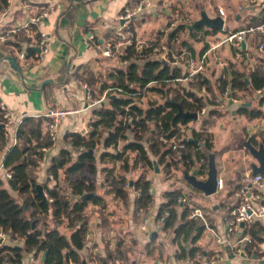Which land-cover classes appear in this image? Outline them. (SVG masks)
I'll use <instances>...</instances> for the list:
<instances>
[{"label": "crops", "instance_id": "obj_1", "mask_svg": "<svg viewBox=\"0 0 264 264\" xmlns=\"http://www.w3.org/2000/svg\"><path fill=\"white\" fill-rule=\"evenodd\" d=\"M49 1L0 0V34L9 33L25 24L34 15L35 6L42 7ZM52 2L55 8L47 19L37 26L12 32L8 34V39L0 41V102L13 116L12 124L5 125L0 112V122L5 127L7 141L0 155V164L4 163V169L0 171L4 190L0 191V212L15 224L22 235L8 244L23 249L24 237L31 228L29 222L19 220L20 213L14 211L16 205L24 207V196L31 193L30 188L20 192L13 190L5 175L6 171H10L17 175L19 181H28L26 169L18 166L22 158L21 144L16 137L18 125L26 117L44 116L45 112L54 107L76 110L62 119L56 142L42 153L38 181L43 187L48 180L47 166L60 149L69 150L74 159L78 155L64 140L65 134L85 133L93 117L92 111L108 104V97L116 95L110 92L113 89L101 87L103 83H112L117 70L127 68L129 61L122 59V53L126 46L132 44L136 49L152 44L170 47L173 54L178 56L179 63L175 66L181 67L183 73L188 74L190 66L187 61L193 59L194 64L198 66L204 56V64L196 74H201L205 84L197 92L204 101L213 102L220 99L222 106L207 107L203 115H198L196 120L193 119L181 127L185 129L184 137L192 136L191 130L198 132L205 130L211 134L209 153L214 155L217 179L223 180V187L216 189L215 193L209 196L198 190L199 192L193 195L196 196L194 202L189 200L187 205L189 208L190 206L200 208L209 226L224 239L230 212L242 200L237 197V193L243 188H247L249 192L259 191L248 181V178L254 175L251 166L257 164V160L252 157L245 143L250 140L254 147L258 148L259 145L264 147V106L260 107L256 101L264 94V90L261 93L255 91L254 95L249 93L250 91L236 92L239 97H235L241 99L244 106L248 103L245 107L261 109L262 115L251 119L237 112L241 102L236 103L223 97L221 84L230 80L231 72L234 70L248 73L257 66L264 70V52L257 49L258 34H247L243 40L244 44H240L239 48L223 40L231 33L247 29L252 25V21L261 22L264 19V0H259L256 5L249 4L247 0H52ZM139 2L142 4L141 10L131 19L129 28L119 32L122 24L119 15L126 8L134 9ZM146 2H149V5H146ZM219 9L225 13L224 16L220 15L224 19V30L208 34L203 41L191 39V33L186 25L198 19L201 11H205L208 17H214L219 15ZM172 23L174 26H171ZM180 25L185 26V29L178 30ZM197 29H200L201 33L208 30L205 27ZM197 29L192 32H196ZM41 32L48 35V53L41 59H35L33 54L20 59L19 54L26 52V45L20 43L18 47L19 42H25L27 38L30 44L36 45ZM173 33H176L175 37L171 36ZM184 40L192 44L195 53L191 54L186 46L181 45ZM108 43L112 44L113 48L112 54L106 56L103 50ZM196 74L188 75V78L180 83L187 86V82L197 78ZM246 78V82H249ZM84 85L91 88L92 95L89 99L86 97ZM146 94L148 92L137 100L140 105L148 96ZM100 99L102 101L99 103H93L94 100ZM211 108L217 110L218 114H207ZM46 119L49 122V119ZM204 121H207L205 125ZM48 122L43 126L44 134L47 133ZM201 143L200 146H203L202 141ZM102 150L100 146L94 152L96 171L92 178L97 186L96 193L102 196L104 201L102 205L90 202L84 211L88 232L84 247L78 250L83 260L82 264L100 263L90 254L92 245L103 254L104 248L108 251L114 249L118 242L125 255V258L119 261H126V264H192L191 260L198 252L202 254V258L195 264H264L262 252L256 248L259 244L256 240H253L256 247L251 245L250 248L259 254L248 252V256H243L232 247L233 238L229 244L226 242L216 244L199 218H193L198 224L197 229L203 225L197 241L195 243L183 241L186 248L191 246L197 248L195 255L192 258L176 257L179 245L173 242L174 228L165 230L163 223L156 221L157 209L164 200L165 192L174 190L171 187L172 179L164 172L163 165L158 164L156 158L152 156V160L157 163V169L149 170L147 178L151 181L153 203L146 211L140 210L138 220L133 214L135 197L133 189H128L125 199L106 190L103 165L99 161ZM175 168H180L176 173L179 181L175 190L190 192L192 187L184 179V170L180 166ZM173 170L174 168L172 172ZM162 172L170 179L168 185L157 178ZM139 173L140 170L136 169L131 171L129 176L136 178ZM206 178L207 174L206 177L200 176L198 179ZM258 193L261 194V198L253 204L255 209L264 205V189ZM147 216L151 222L145 231L141 229V222ZM49 220V224L54 226L53 221ZM178 222L179 218L176 224ZM252 222H257L254 229L263 239L260 243H264V217H254ZM41 225L42 223L39 224L40 227ZM72 229L66 227V224L58 228L66 237L70 236ZM153 232L156 234L151 238ZM242 235H246L243 228L234 237ZM216 254L217 260L212 263L211 257ZM30 255L33 256V261H29ZM44 259L45 253L42 251L37 255L27 253L24 262L43 264Z\"/></svg>", "mask_w": 264, "mask_h": 264}, {"label": "trees", "instance_id": "obj_2", "mask_svg": "<svg viewBox=\"0 0 264 264\" xmlns=\"http://www.w3.org/2000/svg\"><path fill=\"white\" fill-rule=\"evenodd\" d=\"M260 22V21H259ZM259 22L252 21L251 26ZM179 29H185L180 25ZM177 30V31H178ZM216 30L200 29L191 32L190 38L196 41H203L208 34H215ZM176 33L171 36L175 37ZM26 55L34 54L36 45L30 44L29 39L25 42ZM182 46L191 53H195L192 44L186 40L181 42ZM204 44L203 50H205ZM122 59L129 61L125 70H117L111 84L103 83L102 89L111 88L114 97H108V104L100 106L92 111V119L88 124V130L84 132H68L64 140L77 152L74 159L71 152L65 148L60 149L54 155L47 166L48 180L43 184L46 199H43L37 192L38 169L42 160L41 150L50 146L51 141L47 133H43V126L48 120L45 116L26 117L17 127L16 137L20 141L22 158L18 166L24 167L28 175V181L18 180L16 174L12 173L9 178V185L13 190L22 191L30 188V194L24 196V207L18 206V219L29 222L31 228L24 237L23 249L10 244L0 243V252L4 256L0 260L7 264H20L27 253L37 255L45 253L43 264H82L83 260L78 250L84 247L85 236L88 232V222L84 215L87 205L92 202L102 205L103 197L96 193L97 186L92 178L96 171L94 152L102 146L99 161L103 165V173L106 179V190L115 196L127 197L128 189L135 191L133 199V214L140 219V210L146 211L153 203V196L149 192L151 181L147 178V172L154 169L152 156L157 163L163 165L164 172L169 173L171 165L181 167L184 171H194L196 168L195 159L206 157L208 159L211 148V134L203 131L191 130L193 139L198 143L186 141L189 150L172 152L159 140L162 135L167 139L177 135L180 126H185L192 121L178 115L179 109L195 112L207 108L213 103L211 100H203L197 90L205 84L201 74L187 86L180 82L188 78V73H183L179 66L171 65L159 57L152 55V48L136 49L135 45L126 46L122 53ZM139 60V61H138ZM16 62V61H15ZM17 64V63H16ZM18 65V64H17ZM249 82H246L245 78ZM246 78V79H247ZM264 86V70L257 66L254 70L246 73L240 70L231 72V78L223 81L221 91L225 88L230 91L231 97H239L237 91H255ZM150 92L161 97V101L149 99L146 107H141L138 99L145 93ZM257 104L264 106V94L257 98ZM1 114L3 112L0 110ZM239 114H245L251 119L260 117V108L245 107L239 103L237 109ZM209 115L218 114V111L211 108ZM207 121H204L205 125ZM203 146H200V142ZM7 144L5 138V127L0 122V155ZM193 148L199 150L193 152ZM190 158V162L185 160ZM139 169L140 173L136 178L130 177L129 173ZM132 182V183H131ZM0 191L2 182L0 180ZM192 200L194 193L199 192L192 188ZM94 193V197L83 198L84 195ZM188 195L180 189L165 192L164 200L159 204L156 221L163 223L165 230L174 228L173 242L179 246L176 257L192 258L197 248L191 246L186 248L183 241L195 243L203 225L197 229L198 224L193 219H188L189 206L181 204L178 198ZM11 200V197H9ZM189 202V201H188ZM238 205L234 206L237 207ZM1 210V209H0ZM3 210V209H2ZM168 211L169 216L164 213ZM179 218L178 224H176ZM51 219L54 226L48 221ZM35 221L34 227L32 222ZM42 223L41 227L39 224ZM255 223H245L243 231L258 243L263 239L255 230ZM72 227L69 237L59 232L60 225ZM0 228L7 232L12 239L22 237L15 224L2 212H0ZM248 245V252L258 255ZM92 245L91 248H95ZM91 254V253H90ZM113 254L117 261L125 258L120 243H116ZM92 256V254H91ZM111 253L104 248L100 262L108 260Z\"/></svg>", "mask_w": 264, "mask_h": 264}, {"label": "built area", "instance_id": "obj_3", "mask_svg": "<svg viewBox=\"0 0 264 264\" xmlns=\"http://www.w3.org/2000/svg\"><path fill=\"white\" fill-rule=\"evenodd\" d=\"M259 0H247L249 4L256 5ZM146 5H149V2L145 3ZM142 4L139 2V4L134 8V9H129L126 8L123 13L119 15V20L122 21L121 26L119 27V32L120 30H127L129 28V25L131 23V19L134 17V15L141 10ZM55 6L52 0L49 1L47 5H44L42 7L35 6L33 11L34 15L29 18V20L21 25L18 26L16 29L12 30L9 33L6 34H0V41H5L8 39V34L12 32H16L20 29L23 28H29L31 26H37L39 23H41L44 19H47L49 17V14L54 10ZM219 15L224 16L225 13L222 9H219ZM171 26H174V23L171 24ZM247 34H258L259 36V42L257 45V49L259 52H264V19L256 26H250L245 30H241L238 32L231 33L227 35L223 42H229L231 44H234L239 48L240 44L243 42L245 36ZM222 43V42H221ZM36 48L33 54V57L35 59H41L45 54L48 53V35L44 32L39 33V38L38 42L36 44ZM152 48V55L154 54L155 56L159 57L163 61L171 64V65H178L179 60L178 56L173 54V52L170 50V47L165 46V45H148L145 46V48ZM112 44L108 43L106 44V48L103 50V54L106 56H109L112 54ZM27 55L25 52H20L19 57L20 59L25 58ZM187 64L190 66V73L189 76H194L202 67L204 64V56L201 59L200 63L198 66L194 64V60L190 59L187 61ZM84 88L86 89V97L89 99L91 98V88L87 85H84ZM264 90V86L261 87L260 89L257 90L258 93H261ZM223 97L226 98L227 100H232L236 103L242 102L241 99H238L236 97H231L230 91L228 88H226L223 92ZM100 100H94L93 103H99ZM221 107L222 102L220 99H216L213 101L210 107ZM0 110L3 112V119H4V124L5 125H10L12 124L13 116L12 114L6 110L4 104L0 102ZM76 110L72 109H66L62 107H54L49 109L47 112H45L44 116L49 119L48 122V128H47V134L50 138L51 144H54L58 138V130L59 126L61 124V121L63 118H65L67 115L75 113ZM197 115H203L206 112V108H202L199 111H195ZM184 135H185V129L180 126L177 135L173 138L167 139L164 136L160 135L159 140L165 144L170 151L172 152H177V151H186L189 150L188 145L186 141H184ZM50 146L44 147L41 152L48 150ZM198 148H193V152L198 151ZM196 161V175L199 178L200 176L206 177L207 171H208V159L206 157H200L199 159H195ZM186 163L190 162V158L185 160ZM4 169V163L0 164V171ZM6 178H11L12 173L10 171L5 172ZM248 181L252 184H254L258 190H263L264 189V176L261 174H256L253 175L251 178H248ZM223 187V180L218 178L217 179V184H216V189H221ZM258 191V192H259ZM149 192L152 194V189L150 188ZM258 192H249L247 188L241 189L237 193V197L239 199H242L241 202L237 207L231 210L230 216L227 220V225H226V232H225V237L224 239H221L217 233L209 226L205 215L203 214L202 210L197 207H192L190 206L189 214L188 217L190 219L193 218H199L204 227L208 230L210 235L214 238L215 243L220 245L224 242L227 244L230 243V239L233 238V242L231 243L233 248H236L239 253H241L243 256H248V250L246 248V245H256L254 244L253 239L249 235H242L240 237H234L236 233L239 230H242L241 224L245 223H251L253 221L254 217H264V205H260L259 207H256V209L253 207V204L255 201H259L261 198V194ZM191 191L188 192V195H182L181 197L178 198V201H180L181 204L183 203H188L189 197H191ZM170 213L166 211L164 213V216L167 217L169 216ZM151 222L150 217H144L141 222V229L142 230H147L149 223ZM12 239V237L5 232L2 228H0V243L1 244H8ZM259 249V251L262 252L261 258L264 259V243H259L256 247ZM113 248L109 250L111 253V256L108 260L104 262H100L99 264H126V261H117L115 259V256L113 254ZM90 253L92 256L96 258H101L102 254L98 248H90ZM4 256L3 252H0V258ZM217 256L213 255L211 257V262L213 263L214 261L217 260ZM202 258V254L198 252L196 256L191 260L192 264H195L197 260H200ZM29 261H33L34 258L32 255L28 258ZM0 264H7L4 263L0 260ZM20 264H25L24 258L21 260Z\"/></svg>", "mask_w": 264, "mask_h": 264}, {"label": "water", "instance_id": "obj_4", "mask_svg": "<svg viewBox=\"0 0 264 264\" xmlns=\"http://www.w3.org/2000/svg\"><path fill=\"white\" fill-rule=\"evenodd\" d=\"M205 27L206 29L210 30H217L222 31L224 30L225 23L224 19L220 15H216L214 17H208L205 13V11H201L200 17L193 21L190 24L186 25L187 30L189 33H191L193 30ZM242 45L244 42L241 43ZM10 61H14L13 59H10ZM15 65L17 66L16 62ZM245 104V106H247ZM178 115L185 117V118H191L196 120L198 118V115L196 112H190V111H183L182 109H179ZM184 141H190L193 143H198L197 140L193 139L192 137H184ZM199 145H202L200 142ZM246 148L249 150L250 154L253 158L257 160V164H253L251 166L252 173L254 175L256 174H264V147L262 145H259L258 148L254 147L250 140H247L245 143ZM154 168L157 169V163L156 161H153ZM184 179L185 181L194 189L199 190L203 192L206 196L212 195L216 191V184H217V169L214 162V155L209 153L208 154V171H207V178L205 180H199L196 177V170L189 173L188 171H184ZM36 189L38 194L43 198L46 199V194L43 190L42 185L37 184ZM94 193L86 194L83 196V198H89L94 197ZM35 221L32 222V227H34ZM244 224L242 223L241 226ZM156 233L153 232L151 234V238L154 237Z\"/></svg>", "mask_w": 264, "mask_h": 264}, {"label": "rangeland", "instance_id": "obj_5", "mask_svg": "<svg viewBox=\"0 0 264 264\" xmlns=\"http://www.w3.org/2000/svg\"><path fill=\"white\" fill-rule=\"evenodd\" d=\"M111 92V91H110ZM146 95H148V96H146V98H145V100H144V102H142L141 103V105L142 106H147V101L149 100V99H152V100H157V101H161V97L160 96H157V95H155V94H152V93H150V92H148V94H146ZM245 96V95H244ZM149 98V99H148ZM148 99V100H147ZM176 166L175 165H171V168H170V170H169V173L167 174L169 177H171V179H172V183H171V187L172 188H174V190H175V187H178L177 185H178V183H177V181H179V178H176V173L178 172V170L180 169H176L175 168ZM172 168H174V170H173V172H172ZM158 180L159 181H162V182H164L165 183V185H168V183H169V180L170 179H167L166 177H165V174L162 172L161 173V175H159L158 177ZM162 179V180H161ZM159 183V182H158ZM195 194V193H194ZM195 198H196V196L194 197L193 196V198H192V200H193V202H194V200H195ZM16 205V204H15ZM202 205V204H201ZM14 211L15 212H17V213H19V208H18V206L16 205L15 206V209H14ZM9 213V212H8Z\"/></svg>", "mask_w": 264, "mask_h": 264}]
</instances>
